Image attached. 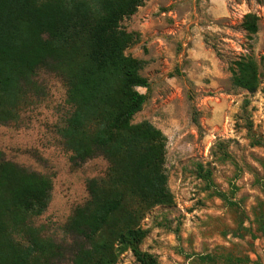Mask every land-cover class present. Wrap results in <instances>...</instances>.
<instances>
[{"label": "rangeland", "instance_id": "rangeland-1", "mask_svg": "<svg viewBox=\"0 0 264 264\" xmlns=\"http://www.w3.org/2000/svg\"><path fill=\"white\" fill-rule=\"evenodd\" d=\"M227 2L228 14L214 18L205 0H145L121 22L137 34L125 54L143 62L149 85L137 89L146 101L132 123L147 121L165 139L172 203L140 223V249L159 264H264V0ZM246 14L257 18L251 37ZM247 58L257 65L253 93L231 80L233 63ZM33 79L18 118L0 125V160L50 178V201L32 223L65 248L53 264H71L63 228L109 165L102 156L72 163L60 134L71 112L64 80L47 68ZM115 264L138 263L128 250Z\"/></svg>", "mask_w": 264, "mask_h": 264}, {"label": "trees", "instance_id": "trees-1", "mask_svg": "<svg viewBox=\"0 0 264 264\" xmlns=\"http://www.w3.org/2000/svg\"><path fill=\"white\" fill-rule=\"evenodd\" d=\"M144 1L0 0V125L18 118L37 70L50 69L66 85L71 112L60 134L72 163L102 156L109 165L105 179L89 181V199L63 228L73 237L71 264H115L128 250L138 264H159L140 249L147 234L140 223L172 203L165 139L147 121L132 123L146 101L137 89L149 85L143 62L125 54L137 34L121 26ZM241 26L256 34V16L244 15ZM230 72L235 87L257 90L254 60L235 61ZM51 190L49 177L0 160V264H53L63 256L65 248L32 223Z\"/></svg>", "mask_w": 264, "mask_h": 264}, {"label": "crops", "instance_id": "crops-1", "mask_svg": "<svg viewBox=\"0 0 264 264\" xmlns=\"http://www.w3.org/2000/svg\"><path fill=\"white\" fill-rule=\"evenodd\" d=\"M208 13L214 18H221L228 14L229 4L227 0H205Z\"/></svg>", "mask_w": 264, "mask_h": 264}]
</instances>
